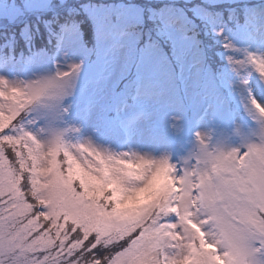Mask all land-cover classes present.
Wrapping results in <instances>:
<instances>
[{
    "label": "snow or ice",
    "instance_id": "obj_1",
    "mask_svg": "<svg viewBox=\"0 0 264 264\" xmlns=\"http://www.w3.org/2000/svg\"><path fill=\"white\" fill-rule=\"evenodd\" d=\"M250 62L264 76V59ZM71 76L24 88L0 80V264H258L260 137L229 152L202 148L179 170L56 133L42 144L18 118L44 96L58 100ZM252 104L264 117V105Z\"/></svg>",
    "mask_w": 264,
    "mask_h": 264
},
{
    "label": "rangeland",
    "instance_id": "obj_2",
    "mask_svg": "<svg viewBox=\"0 0 264 264\" xmlns=\"http://www.w3.org/2000/svg\"><path fill=\"white\" fill-rule=\"evenodd\" d=\"M195 1L0 0V27L70 12L81 4L97 33L96 46L88 47L82 32L72 28L55 53L43 50L28 65L0 68V80L22 88L72 72L67 94L56 101L44 96L29 105L18 126L42 144L56 133L67 144H85L114 156L166 160L177 169L191 165L201 140L210 149L239 148L257 140L264 134V118L240 122L224 87L241 107L249 108L253 98L264 105V76L250 62L264 59V26L232 28L216 20L198 37L190 34L195 25L187 10L168 7L149 17L153 25L160 21L164 26L155 25L146 36L131 31L148 22L146 3L179 6ZM203 1L216 7L243 0ZM218 54L229 65L224 78L213 68ZM73 66H78L75 71ZM202 114L209 115V122L197 128ZM173 151L183 155L170 159ZM256 259L264 264V252Z\"/></svg>",
    "mask_w": 264,
    "mask_h": 264
},
{
    "label": "trees",
    "instance_id": "obj_3",
    "mask_svg": "<svg viewBox=\"0 0 264 264\" xmlns=\"http://www.w3.org/2000/svg\"><path fill=\"white\" fill-rule=\"evenodd\" d=\"M144 7L148 22L153 11L158 17L165 8L182 7L187 10L195 25L190 34H196L198 37H202L205 30H211V23H216V20L218 23L220 20L221 24H229L232 28L253 27L257 30L260 28L263 30L264 26V24L261 23L264 21V0H243L241 2L227 1L223 4H218L216 7H206L203 0L182 3L179 6L171 3H146ZM252 11L256 13L258 17L253 18V15L248 13ZM148 22L143 26L132 27L131 31H142L144 36H146L147 32H151L152 27H155V25L164 26L160 21L159 23L156 22L155 25H153L154 22ZM72 28L82 32L84 42L88 47L96 46L97 33L95 25L92 19L85 13L83 5L81 4L75 6L74 10L70 12H59L56 15L51 13L47 16H41L40 18H31L20 24L0 27V68L9 67L17 63L28 65L29 61L33 60L34 56L43 50L54 49L55 53L64 44L67 33ZM159 41H162V38H160ZM216 56L217 60L213 64L214 71L218 74V77L224 78L229 71V65L223 60L224 58H222L221 54ZM230 91L231 90L224 87V92H228V104L233 111L240 115V122H249L253 124L260 115L255 110L252 102L249 108L241 107L236 103L233 94L229 95ZM208 122L209 115L202 114L197 121V128L203 125V123L206 124ZM8 151V157L13 159L14 157L10 154L11 150L9 149ZM182 155L183 153L179 151L168 153L170 159L173 158V160L175 157L178 158ZM184 168L185 167L180 166L178 170Z\"/></svg>",
    "mask_w": 264,
    "mask_h": 264
},
{
    "label": "clouds",
    "instance_id": "obj_4",
    "mask_svg": "<svg viewBox=\"0 0 264 264\" xmlns=\"http://www.w3.org/2000/svg\"><path fill=\"white\" fill-rule=\"evenodd\" d=\"M68 87H69V86H68ZM68 87H67V89H68ZM67 89H66V90L64 91V93L60 96V98H61L63 95H66V94H67ZM202 141H203V140L200 141L199 149H198L197 152L194 153V155H193L192 158H194V157H196V156H199V155L201 154L202 148H203V149H206L207 152L211 153V152H215V151L229 152V151H232V150H234V149L239 150L242 146H244V145H242V146L239 147V148L226 149L224 146H222V145H218L216 148H214V149H210L209 146H208V144L205 143L204 141H203V143H202ZM260 141H261L262 143H264V134H261V135H260ZM145 166H146L145 164H141V165H140L141 168H143V167H145ZM128 170H129V171H132L131 168H129Z\"/></svg>",
    "mask_w": 264,
    "mask_h": 264
}]
</instances>
